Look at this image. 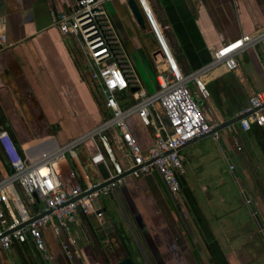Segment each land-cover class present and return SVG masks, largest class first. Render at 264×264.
Segmentation results:
<instances>
[{
    "label": "crops",
    "instance_id": "obj_1",
    "mask_svg": "<svg viewBox=\"0 0 264 264\" xmlns=\"http://www.w3.org/2000/svg\"><path fill=\"white\" fill-rule=\"evenodd\" d=\"M68 1L0 0V32L5 33V41H0V108L4 126L26 154L35 142L48 135L56 137L62 124L73 131L66 139L56 137L60 144L103 120L96 101L97 89L93 86L95 96L75 39L62 35L52 21L51 10H63ZM147 2L166 46L184 74L209 64L214 52L225 44L264 28V0ZM107 3L111 5L108 13L114 16L112 23L126 62L136 71L151 70L155 74V41L143 35L144 49L141 48L134 28L138 26L132 16L131 21L127 20L119 9L123 1L106 2V10ZM236 58L238 67L232 71L218 65L203 74L210 93L207 99H201L193 85H189L206 120L212 124L238 116L250 96L264 91L262 47L246 49ZM155 59L161 60L160 55ZM136 79L137 86L146 91L145 85L153 80L157 88L155 78L145 79V84L139 76ZM128 123L142 147L152 143L150 128L143 126L137 116L130 117ZM111 135L119 147V157L129 162L126 150L119 146L117 133L112 130ZM179 153L184 166L179 195L169 191L157 172L127 177L110 195L99 198L107 228L101 227L93 213L77 215L72 224L77 242L69 247L77 254L72 252L71 259L65 256L60 244L61 240L67 241L66 235L55 236L50 229L44 230L56 264H114L123 257H131L134 264H264V256L258 259L249 241L259 234L264 245V229L259 221L264 222V218L258 206L264 200V128L251 125L245 131L237 122L222 129L219 140L210 135L197 138L179 149ZM235 161L240 165L241 177L233 165ZM230 165L248 214L225 199L222 187L228 180L221 174ZM72 167L78 174L89 173L92 181L103 178L99 168L89 162L86 147L79 149V160ZM193 187L214 190L199 196ZM14 252L17 258L19 254H28L17 264H36L34 252H38L29 244L19 243L0 253V264L9 262L3 254ZM39 259L43 263L40 256Z\"/></svg>",
    "mask_w": 264,
    "mask_h": 264
},
{
    "label": "built area",
    "instance_id": "obj_2",
    "mask_svg": "<svg viewBox=\"0 0 264 264\" xmlns=\"http://www.w3.org/2000/svg\"><path fill=\"white\" fill-rule=\"evenodd\" d=\"M108 1L69 0L63 10L50 12L59 32L75 39L108 115L93 128L60 145L37 148L28 154L20 151L7 129L0 130V152L9 166V173L0 176V253L8 251L13 243L29 244L44 264H56L44 238V230L50 229L55 236L66 235L67 241L61 240L60 244L65 256L71 259L74 252L77 254L69 250L77 242L72 231L77 215L93 213L102 225L99 198L109 195L127 177L139 178L157 172L169 191L179 195L180 175L184 173L179 148L206 133L213 140L220 138L219 130H214L218 124L206 120L192 98L189 85L192 84L197 95L205 100L210 93L202 76L210 68L222 65L232 71L238 67L236 56L256 46H261L264 53L263 28L225 44L214 52L209 64L184 74L166 46L147 0H135L162 54L160 62H155L157 88L150 93L137 86L124 50L104 27ZM0 41H5L4 31L0 32ZM132 88L136 89L132 91ZM243 113L247 115L238 121L242 130H249L251 125L264 128V91L249 97L239 111ZM133 116L150 128L153 135L150 145L142 147L133 135L128 123ZM112 130L117 133L119 146L126 150L129 162L114 152L119 147L112 140ZM234 141L237 144V139ZM82 147L89 150V162L93 166L104 167L105 178L92 181L89 173L78 174L72 167L78 162ZM237 148L240 149L238 144ZM127 171V175L119 177ZM104 182L107 183L101 185ZM99 185L100 188L91 191ZM18 187L31 208L20 200ZM48 210L50 213L40 215ZM35 216L38 217L20 227Z\"/></svg>",
    "mask_w": 264,
    "mask_h": 264
},
{
    "label": "rangeland",
    "instance_id": "obj_3",
    "mask_svg": "<svg viewBox=\"0 0 264 264\" xmlns=\"http://www.w3.org/2000/svg\"><path fill=\"white\" fill-rule=\"evenodd\" d=\"M123 1V0H122ZM151 3L153 4V1H151ZM123 4L126 6V8H127V3H125L124 1H123ZM106 7H107V10H105L106 11V15H105V22H104V24H105V29H106V31L109 33V35H110V37L111 38H114V36L115 37H117V33H116V30H115V28H114V26H113V23H112V20H111V14H109L108 12L111 10V5H109L108 3H107V5H106ZM120 10H122V7L120 8ZM122 12H123V10H122ZM124 13V12H123ZM113 18H114V16H112ZM129 66H131V68H132V71H133V74L136 76V78L139 76L140 77V79L143 81V83L145 84V79L147 80V79H150L151 81L153 80V78H155V74H154V72L153 71H148V73H146V72H144L143 70V73H144V75H142V71L140 70V69H138V71H136L135 70V68L132 66V65H130L129 63H127ZM83 69L84 70H86V67L83 65ZM139 73V74H138ZM138 75V76H137ZM148 82H150L149 80H148ZM139 83H140V85L141 86H143V84L139 81ZM151 84L153 85V86H151ZM151 84L150 85H145V88L147 89V91L148 92H154L155 91V84H154V80H153V82H151ZM89 88V87H88ZM91 88H92V93L95 95V91H93V86L91 85ZM96 96V95H95ZM192 98H193V100L196 102V103H198V101L196 100V98L194 97V95L192 94ZM200 104H202V103H200ZM0 128H1V125H0ZM226 128V127H225ZM225 128H223V129H225ZM1 130V129H0ZM221 130L222 129H220L219 130V134H220V132H221ZM73 131V129L72 128H70V127H66V125H64V124H62V129H61V131L58 133V135H56V137H57V139L58 140H63V138L64 139H66V138H68V137H70V136H72V132ZM20 136H22V139L24 140V141H26V137H24L23 136V134L22 133H20ZM24 137V138H23ZM56 137H53L52 135H48V136H46V137H44L43 138V140L42 141H40V142H38V143H36L35 142V144L33 145V146H29V148H27V150H28V152L30 153V152H32L34 149H37V148H40L39 146H41L42 147V145H44L45 143H46V145H48V147H53V146H55V145H60V142L56 139ZM28 145H30V144H28ZM27 145V146H28ZM114 147V146H113ZM114 152L116 153V155H118L119 156V153H117V151L114 149ZM233 165H234V167L236 168V171L238 172V175L241 177V173H240V165L238 166L237 165V163H236V161L235 162H233ZM6 165H5V161H4V158H3V156H2V154L0 153V176H3V175H6L7 173H9V169H6V167H5ZM231 169H228L227 167H226V170L225 171H223L222 172V174L221 175H224L225 176V179L226 180H228V182H226V184H225V186L224 187H222V189L225 191V199L226 200H228L230 203H233V204H235L237 207H239L240 209H241V211H244L245 212V214H248L247 213V208H246V206H247V203L244 201V202H242L241 200V194L240 193H238V191H237V186H236V184H235V182L233 181V177H232V175H231V173H233L232 171H230ZM191 189H193V191H194V193L196 194V195H199V196H201V195H208V194H210V193H212L213 192V188H210V187H206V188H204V189H202L201 187H193V188H191ZM245 189H246V191H247V193L249 194V196L251 197V195H250V192H249V190L245 187ZM222 190V191H223ZM17 191H18V194H19V197H20V200L22 201V203L27 207V208H31V206H30V204H29V202H28V199L26 198V196L23 194V192H22V190L18 187L17 188ZM240 200V201H239ZM217 204L218 205H220L221 203L220 202H217ZM258 206H259V208H260V210H261V216L264 218V200H263V198H262V200L261 201H259V204H258ZM222 207H224V204H222ZM251 216V215H250ZM245 219H248L246 216H245ZM253 221V220H252ZM259 221L262 223V228L264 229V222H263V220L261 221L260 219H259ZM253 224H254V226L256 225L255 223H254V221H253ZM262 239V236L261 235H259V234H256L255 236H254V238L252 239V240H249L250 242H251V246H252V249H253V254H255L256 255V257H258V259H262L261 257H263L264 255V245H263V242H261V241H259V240H261ZM25 255H28V254H26V253H24ZM24 254H19L18 255V258H17V254L14 252V253H10V254H7L6 253V255L5 254H3V256H6V258H7V260L9 261L8 262V264H17L16 263V261H18V262H21L20 260L21 259H23V257H24ZM251 258H252V256H251ZM254 258V257H253ZM24 260V259H23ZM259 262V261H258ZM258 262H256L257 264H259Z\"/></svg>",
    "mask_w": 264,
    "mask_h": 264
},
{
    "label": "water",
    "instance_id": "obj_4",
    "mask_svg": "<svg viewBox=\"0 0 264 264\" xmlns=\"http://www.w3.org/2000/svg\"><path fill=\"white\" fill-rule=\"evenodd\" d=\"M126 2H127V10H128V12H129V15L132 16V18L134 19V21H135V23H136V25H137L138 27H140V28L143 29V30H147V29H148V32H146V33L144 34V36H145V37H151V39H152L153 42H154V41H155L154 36H153V34L149 31V28L147 27V24H146V22H145V19H144L142 13H141V11H140V9H139V7H138L136 1H135V0H126ZM155 43H156V41H155ZM157 48H158V47H157V44H156V48H154V53L152 54V57L154 58V61H155L156 63L160 62V60H159V61L156 60V59H155V56H156L157 54H159L160 57H162V56H161V55H162V54H161V51H160L159 49H157ZM135 89H136V88H132V91L135 90ZM246 115H247V113H243V114H239L238 116L233 117V118H231V119H229V120H226V121H224V122L218 124L217 126H215L214 130H220V129H223V128H225V127H228V126H230V125H232V124H234V123H237L241 118L245 117ZM206 136H209V133L203 134V135H201V136H199V137H197V138L206 137ZM197 138H195V139H197ZM188 143H189V142H188ZM188 143H186V144H188ZM186 144H185V145H186ZM185 145H183L182 147H184ZM87 146H88L89 148H91V143L88 142V143H87ZM182 147H180L179 149H181ZM98 168H99L100 172L102 173L103 178H105V177L107 176V172H106V170L104 169V167H103L102 165H99ZM127 174H128V171H127V172H124V173H123L122 175H120L119 177H122V176L127 175ZM105 183H107V182H104V183H102L101 185H103V184H105ZM101 185H99V186L93 188L91 191H94V190L100 188ZM82 195H83V194H82ZM82 195H81V196H82ZM34 197H35V199H36V202H39V198H38V196H37L36 194H34ZM250 204H251V209H252L251 211H252V212H255V208H254V206L252 205V203H250ZM101 211H105V209H103V210H101ZM48 213H50L49 210L43 212V213L40 214V215H44V214H48ZM37 217H38V216H35V217L30 218L27 222H24V223L20 224V227L24 226L25 224H27L28 222L32 221L33 219H35V218H37ZM101 227H102V228H107V227H108V222H106V221L103 222L102 225H101ZM90 228H91V230H93V234H94V236H95L96 239H97V234H96V232L94 231L93 226H92L91 224H90ZM263 233H264V232H263ZM97 240H98V239H97ZM114 264H134V262H133V260H132L131 257H123L122 259H120L119 261L115 262Z\"/></svg>",
    "mask_w": 264,
    "mask_h": 264
},
{
    "label": "flooded vegetation",
    "instance_id": "obj_5",
    "mask_svg": "<svg viewBox=\"0 0 264 264\" xmlns=\"http://www.w3.org/2000/svg\"><path fill=\"white\" fill-rule=\"evenodd\" d=\"M121 8V7H120ZM119 8V9H120ZM122 10H123V12H122ZM122 10H121V13L123 14V15H125L126 16V18H127V20H129V21H131V17H130V15H129V12H128V10H127V8H126V6L125 5H123L122 6ZM115 14H116V12H115ZM111 20H112V22H114V18L111 16ZM135 28V35H136V38H137V40H139V42H140V47L141 48H143V45H142V42H143V35L145 34V30H143V29H141L140 27H134ZM144 49V48H143ZM115 189V188H114ZM113 189V190H114ZM113 190H112V192H113ZM111 192V193H112ZM110 193V194H111ZM109 194V195H110ZM172 195V194H171ZM34 256H35V259H36V264H43V263H41L40 262V259H39V256H38V254L36 253V252H34Z\"/></svg>",
    "mask_w": 264,
    "mask_h": 264
},
{
    "label": "trees",
    "instance_id": "obj_6",
    "mask_svg": "<svg viewBox=\"0 0 264 264\" xmlns=\"http://www.w3.org/2000/svg\"><path fill=\"white\" fill-rule=\"evenodd\" d=\"M78 49V48H77ZM78 52L80 53V51H79V49H78ZM85 72H86V75L88 76V78H89V75H88V73H87V71L86 70H84ZM89 80H90V78H89ZM90 82L92 83V86H94V88H96V86L93 84V82L90 80ZM97 89V88H96ZM97 92H98V97L99 98H97L96 99V101H97V106H98V109H100V112L102 113V116H103V119H105L106 117H107V112H106V110H105V108H104V103H103V100H102V97H101V95H100V93H99V91H98V89H97ZM96 98V97H95ZM2 111H1V108H0V125H1V128L0 129H7L8 130V127H6V126H4V118H3V116H2V113H1ZM62 144V143H61ZM5 167H6V169H9V166L7 165V163H5Z\"/></svg>",
    "mask_w": 264,
    "mask_h": 264
}]
</instances>
